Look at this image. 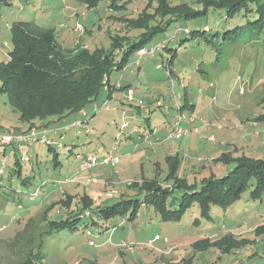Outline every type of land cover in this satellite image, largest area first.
<instances>
[{"label":"rangeland","instance_id":"rangeland-1","mask_svg":"<svg viewBox=\"0 0 264 264\" xmlns=\"http://www.w3.org/2000/svg\"><path fill=\"white\" fill-rule=\"evenodd\" d=\"M89 1L10 0L11 5L0 6V61H6L13 49L11 26L14 22L28 21L46 27L67 50L85 46L89 50L96 47L106 49L111 43L110 35L131 38L137 32L127 30L123 16L136 17L143 9L152 12L157 2L115 0L113 3L118 8L115 9L106 1L97 4L94 0ZM193 1L170 2L173 5L186 2L195 9L198 4ZM224 16L216 11L205 20L174 22L147 45L150 47L168 40V48L177 49L172 66L177 68L178 77L169 71L166 62L170 51L161 49V55L156 52L139 56L137 50L133 54L137 56L131 57L127 63L133 64L134 72L112 73V79L123 75V82H134L136 96L130 99L126 92L123 93L125 99L120 106L124 110L115 111L110 106L113 99L110 91L106 98L108 106H99L87 124L85 122L80 127L69 125L55 131L54 145L58 148L62 165L53 168L52 153L40 146L38 163H22V176L27 172L34 175L31 185H21V177H7L13 149L10 144H0V163L5 161L3 178L7 185L0 187V264H16L32 254L37 256L35 264H186L189 262L184 259L189 257L192 264H264V195L260 200L250 198L253 180L239 200L226 211L212 206V219L208 221L200 217L195 206L189 208L179 221H162L151 206L143 205L134 220L114 217L109 222H102L98 219L103 228L109 226L105 231L91 229L87 235L82 223L85 219H81L73 232L58 230L50 233L52 222L49 220L59 221L72 213L65 205L69 196L70 208L76 213L80 207L77 208L79 197L84 193L89 195L93 205L105 200L104 204H111L120 198V191L128 190L129 194H134L130 184L156 180L169 185L175 179L200 183L202 178L224 174L238 160L264 157V45L260 39L247 36L227 42L217 38L206 45L198 40L183 41L188 37L183 31L174 36L176 28L191 30L195 24H206L211 30L222 32L232 26H227L225 20L218 28L215 26ZM259 35L264 38L263 33ZM116 51L118 55L122 54L121 49ZM140 94L146 102L138 99ZM118 97L123 98L122 93L119 92ZM18 116L6 96L0 94V133L38 127L43 121L24 122ZM112 116L115 120L110 123ZM79 119L83 121L81 116ZM176 121L189 129L180 139L163 138L151 142L160 140L159 131L164 132L165 126ZM144 123L147 125L145 130L142 129ZM136 130L145 131L144 137H150V140L146 139L147 148L155 150L133 147L129 156L119 155V164L104 167L101 171L104 175L117 171L118 177L123 175L122 182L114 181V178L105 181L98 173L89 176V171L80 170L75 153L84 146H99V150L110 148L114 143L124 142L125 135L132 136L130 148L134 145L133 140L136 141ZM117 144V153L121 154L125 148ZM19 147L21 145H17ZM70 148L72 153H68ZM32 149H28L29 155ZM16 153L21 156L22 150L17 149ZM167 156H176L178 160L173 176H166L170 173ZM92 169L90 171H94ZM52 179H67L71 183L64 180L58 186L61 190L42 191L52 186ZM32 190V194H27ZM35 191L37 194L33 196ZM24 195L33 197L38 203H31ZM110 197L113 198L108 199ZM196 218L197 224H194ZM206 238L211 243L202 242L204 244L194 247L195 243ZM206 247L208 249L203 251Z\"/></svg>","mask_w":264,"mask_h":264},{"label":"trees","instance_id":"trees-1","mask_svg":"<svg viewBox=\"0 0 264 264\" xmlns=\"http://www.w3.org/2000/svg\"><path fill=\"white\" fill-rule=\"evenodd\" d=\"M94 1L96 4L98 1H106L109 2L111 8L118 9L116 4L113 3L115 0ZM170 1L157 0L152 12L143 9L136 17L123 16L127 30H136L137 32L131 38L126 35H110L111 43L106 49L96 47L89 50L81 47L76 50H67L56 41L51 30L33 26L28 21L14 22L11 26L13 49L8 53L6 61H0V94L6 96L11 107L18 113L19 120L24 122H32L35 119L44 121L49 118L59 120L81 113L99 96L103 89L107 90L108 88L110 90L108 80L114 71L122 70L137 50L153 48L156 44L150 47H147V45L158 35L165 32L172 23L205 20L210 14L216 13V11L223 13V16L225 15L221 21L216 22L215 26L217 28L224 20L227 21V26L230 24L232 26L220 32L219 30H211L206 24L201 26L195 24L193 29L187 28L188 32L185 33L188 37L183 41L198 40L209 45L217 38L233 42L242 37L245 39L250 36L255 37L254 39L256 40L260 39L264 45V38L259 35L261 33L264 34V0H194L192 3L198 4L195 9L186 2L173 5ZM88 2L90 1L88 0ZM6 5H11L10 0H0V6ZM157 16L160 18L158 19ZM178 29L185 28H176L174 36L176 33L181 32ZM167 41L163 40L161 42L162 46L154 50L152 55L156 52L161 55V49L170 51L171 55L167 57L166 62L169 71L173 73L172 65H174L178 51L177 49L168 48ZM118 49L122 50L121 55L117 54L116 50ZM123 88L125 86L121 87V89ZM108 90L109 94L110 91ZM262 100L264 101V98ZM81 114L86 115L84 112ZM76 122L87 123L88 119L85 118L81 121L78 118L70 123H74V127H80L76 126ZM49 124L50 121H47L38 127L46 128ZM85 132L87 133L88 131L85 130ZM55 142L54 137L49 136L47 133L46 141L42 144L49 153H52L51 162L53 168L62 165L58 156V148L54 145ZM37 144L39 143L32 146ZM9 146L13 147L14 150L7 177L9 179L13 178V176L21 177L20 184L29 186L34 175H30L27 172L22 176V163H38L40 157L37 160L33 153L29 155L28 147H23L22 155L19 156L16 153L17 146L13 143ZM72 152L73 149H68V153ZM87 156H90L89 153L82 152V150L75 153L77 159L86 160ZM175 157H166L170 169V173L166 176L174 175L178 164V160ZM4 167L5 161H2L0 163V169L2 168V172H0V187H7L3 178V175H5ZM31 170H33L32 167ZM251 180L254 182L249 196L252 200H260L264 195V157L257 160L251 158L238 160L236 165L224 174L218 177L202 178L200 183H189L185 180L175 179L169 185L160 184L156 180H147L142 184H130L129 188L134 189V194H122L117 201L111 204H104L105 200L93 205L88 194L84 193V195L79 197L77 208L80 207L76 213H73L70 208L71 197L69 196L68 204H64L73 214L70 213L64 219L60 218L61 220L59 221L53 222L49 220L52 222L50 233L58 230L73 232L81 223V219H85L82 223L84 229H87V235L91 229L105 231L109 226L103 228L97 222L98 219L102 222H109L114 217L134 220L143 205L151 206L162 221H179L189 208L195 206L199 210L200 217L208 221L212 219L210 212L212 206H219L222 211H226L228 207L239 200ZM20 191L23 193L22 190ZM33 191L27 194H32ZM24 196L27 197L26 195ZM27 199L31 203H38L34 198L30 199L27 197ZM19 200L22 201L23 197H19ZM54 205L52 204L51 206ZM85 207L88 210L84 211ZM80 214L82 217L79 218L78 215ZM193 222L197 224V218ZM256 233L258 234V232ZM207 241H209V238L195 243L194 247ZM209 243L211 242L209 241ZM207 249L206 247L203 251ZM230 249L228 248L227 250ZM32 255L16 264H35L34 260L37 256L36 254ZM184 260L189 262L186 264H192L190 257ZM251 263L240 262L237 264Z\"/></svg>","mask_w":264,"mask_h":264},{"label":"crops","instance_id":"crops-1","mask_svg":"<svg viewBox=\"0 0 264 264\" xmlns=\"http://www.w3.org/2000/svg\"><path fill=\"white\" fill-rule=\"evenodd\" d=\"M33 24V26L35 25V26H38V25H36V24H34V23H32ZM40 27H42V28H46V27H43V26H40ZM58 42V41H57ZM59 43V42H58ZM60 44V43H59ZM62 46V45H61ZM85 46V45H84ZM63 47V46H62ZM85 48H87L86 46H85ZM73 49V48H72ZM133 56H137L136 54L135 55H133ZM132 56V57H133ZM130 65V66H129ZM129 65H125V67L122 69V70H120V71H115V72H119V73H122V72H124V73H126V71H128L129 73H132V72H134V69L135 68H133L134 66H133V64H129ZM173 67V66H172ZM139 68H140V66L138 65V67H137V70H139ZM175 68V67H174ZM174 68H172V70H173V75L175 76V77H178L179 75L177 74V68L176 69H174ZM123 75H119V76H117L115 79H112V74L109 76V86H110V90L109 91H112V95H111V98H113V99H111V102H110V106L111 107H113L114 108V110L115 111H120V110H124V108H122L121 106H120V103H124V99H125V97H123V93L125 94V92H126V90L127 89H132L134 92H133V97L134 96H136V94H135V90H134V88H135V83L134 82H132V81H126V82H123L124 80H123ZM123 86H125V88H123V89H121V87H123ZM122 93V97L123 98H121V97H118V93ZM141 95V94H140ZM107 96H108V92H107V90L106 89H103V91L99 94V96L92 102V103H90L89 105H88V107H89V109L91 110V111H89V109H83L82 111H81V113L82 112H84V113H86V115L84 116V115H82L81 113H77V114H73V115H70V116H68V117H66V118H62V119H59V120H57L56 118H49V119H46V120H44V121H42L41 123L42 124H44V123H46L47 121H50V124H49V126H47L46 127V129L49 131L48 132V135L49 136H51V137H54L53 135L54 134H56V133H54L55 131H57V130H59V129H61V128H67L69 125L70 126H73L74 127V123L73 124H71L70 122H72L73 120H75V119H78L80 116L82 117V119H88V121L89 120H91L92 118H91V116L92 115H94L95 113H97L98 112V107L99 106H101L102 105V102H104L105 100H106V98H107ZM138 99H141L143 102L145 101H147L146 100V98L144 97V96H142L141 95V97L140 98H138ZM150 100H151V98H150ZM150 100L148 101V102H150ZM153 101V100H152ZM95 110V111H94ZM124 115V114H123ZM126 115H127V110H126ZM125 116V115H124ZM84 117V118H83ZM126 117V116H125ZM68 118H70L69 120V122L67 121L68 120ZM115 120V117L114 116H112L111 117V119H110V123H113V121ZM85 123V122H84ZM116 123V122H115ZM83 124V122H79V124H76V126H81ZM87 124V123H86ZM128 125V124H127ZM171 125H172V123H169V125L168 126H165L166 128H165V130H164V132H160L159 131V139L160 140H158L157 141V139H155V140H153V141H151V142H159V141H161L163 138H168L167 137V133L169 132V130L171 129ZM143 128L142 129H146V127H147V125H146V123H144L143 125ZM141 129V130H142ZM189 130V129H188ZM19 131H21V130H19ZM19 131H15V132H19ZM137 132H136V141L135 140H133L134 141V145L132 146V147H130V148H128L129 146L128 145H130L129 144V139L130 138H132V136H125L124 135V137H125V141L124 142H122L121 141V143L120 142H118V144L117 143H114V145H112V147H103L101 150H99V146H96L95 148H89L88 146H84L83 148H82V152H85V153H89V155L90 156H94V157H96L99 161L101 160V158L102 157H105V156H107V155H109V156H112V157H117L118 158V164L120 163V161H121V158H119V155H123V154H125V156H129L130 154H129V152L130 151H132V149H133V147H141V146H143V148L142 149H145L146 151L148 150V149H151V148H147V145L145 144V143H147L146 141V139H149L150 140V137L149 138H147V137H144V132L145 131H140V130H136ZM4 132H6V131H4ZM133 132V131H132ZM77 133H79V130H77ZM130 135H132L131 133H130ZM126 138H128V139H126ZM148 140V141H149ZM116 144L118 145V147H119V144H120V146L121 145H123V147L125 148L123 151H122V153L120 154H118L117 153V149H116ZM17 146V145H16ZM40 146L42 147L43 145L42 144H37V145H35V146H29L28 147V149L29 148H32L33 147V149H32V153L36 156V159L38 160L39 159V157H40V155H41V153H40ZM23 147H27L25 144H22L21 145V147H19V148H17V149H20V150H22V148ZM11 149H13L14 150V148L13 147H11ZM153 150H155L154 148H152L151 149V151H153ZM91 153V154H90ZM104 155V156H103ZM160 157H158V159H159ZM35 159V160H36ZM147 159H149V160H151L152 161V159L151 158H149V157H147ZM157 159V160H158ZM79 164H81V162L83 161V159L82 158H80L79 159ZM116 164H112V163H109V164H106V165H101V164H97L96 165V167H94L92 170H94V171H90V170H85V171H89L90 173H89V176H91V174H92V176H93V173H98L99 174V176L102 178V180H105V181H110V180H112L113 178V180L114 181H120V182H122L121 181V178H123V175H120V177H118V172L117 171H114V173L115 174H112V172L110 173V172H108V173H106L107 175H104V174H102L101 173V171H103V169H104V167H113V166H115ZM80 170H81V168H80ZM31 173H33V172H31ZM31 175V174H30ZM64 180H67V179H64ZM64 180H58V179H52V181H50V183H52L51 185V187H47L46 189H41L42 191L44 190H48L49 192H53V191H56V190H58L59 191V189L60 188H58V186L60 185V184H62V182L64 181ZM54 182L55 183H57V186H55L54 185ZM78 182V181H77ZM69 183H71L70 181H69ZM75 183V182H74ZM32 184V181H31V183L29 184V185H31ZM44 184H46L45 182H44ZM127 185H128V182L126 183ZM75 186H76V184H74ZM103 185V184H102ZM45 186L46 185H44V188H45ZM130 186V185H129ZM35 187H37V186H35ZM39 187V186H38ZM90 188L92 189V187L90 186ZM96 189H98V186L96 185V187H95ZM53 189V190H52ZM52 190V191H51ZM61 190V189H60ZM62 190H64V189H62ZM127 192H121L120 191V196L122 195V194H129L130 192H128V190H126ZM133 193H134V190L132 191ZM118 195V196H119ZM81 196V195H80ZM89 196V195H88ZM117 196V197H118ZM119 196V197H120ZM39 198H41V196L39 197ZM113 197H110V198H108V199H112ZM98 203H100V202H98ZM98 203H95V204H98ZM139 214V213H138ZM138 216V215H137Z\"/></svg>","mask_w":264,"mask_h":264},{"label":"built area","instance_id":"built-area-1","mask_svg":"<svg viewBox=\"0 0 264 264\" xmlns=\"http://www.w3.org/2000/svg\"><path fill=\"white\" fill-rule=\"evenodd\" d=\"M79 29L81 28V26H78ZM179 31H184V32H188V29H178ZM161 47V44H156L153 48H149L148 50L146 48H141L138 51L139 56H142L144 54H150L152 55L154 50L159 49ZM138 64V62H137ZM159 67V66H158ZM127 96L132 99L133 98V90L132 89H128L127 90ZM103 106L107 107L108 106V102L105 100L102 104ZM75 124H79V122H76ZM125 124H122L121 126H124ZM196 130V128H195ZM188 131V129H185L180 121H176L171 130L168 132L167 137L168 138H177L180 139L186 132ZM47 133L48 130L46 128H40V127H36V126H31L26 130L23 131H19V132H15V131H6L3 133H0V143L2 144H14V145H22L25 144L27 147L32 146L36 143L39 144H44L47 138ZM213 139V137L211 138ZM118 162V158L117 157H112V156H105L103 158H101L100 161L97 160L96 157L94 156H87L86 160H83L80 164V168L81 170H90L93 167H95L97 164H101V165H106L109 163L112 164H116ZM0 172H2V168L0 169ZM69 181V180H66ZM35 194L33 196H35L37 194V192H34ZM30 199H33V197H31ZM157 236H155L156 238ZM93 242L90 241V244H92Z\"/></svg>","mask_w":264,"mask_h":264}]
</instances>
